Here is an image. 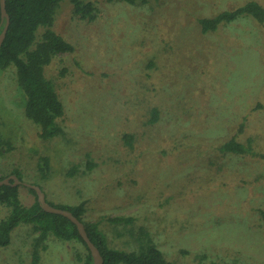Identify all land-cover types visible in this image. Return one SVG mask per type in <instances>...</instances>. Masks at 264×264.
I'll use <instances>...</instances> for the list:
<instances>
[{"label":"rangeland","instance_id":"374dc122","mask_svg":"<svg viewBox=\"0 0 264 264\" xmlns=\"http://www.w3.org/2000/svg\"><path fill=\"white\" fill-rule=\"evenodd\" d=\"M83 1L95 3L97 19H79L63 1L52 30L75 51L45 70L65 108L64 135L40 138L16 68L0 70V178L20 172L57 207L87 202L89 222L132 217L102 223L112 248L140 251L148 232L175 263L264 264V159L208 145L236 137L264 155V24L244 16L203 35L198 22L264 0ZM125 135L135 136L131 146ZM177 137L195 146L178 151ZM19 191L25 206L35 202L28 187ZM9 214L0 205V222ZM38 235L18 226L0 264H32ZM45 244L40 264H82L81 242L50 235Z\"/></svg>","mask_w":264,"mask_h":264},{"label":"trees","instance_id":"16d2710c","mask_svg":"<svg viewBox=\"0 0 264 264\" xmlns=\"http://www.w3.org/2000/svg\"><path fill=\"white\" fill-rule=\"evenodd\" d=\"M65 0H6V9L10 17V26L6 38L0 48V70H7L14 66L17 70L20 87L27 96L26 113L29 119L40 126V138L43 140H52L65 134L62 122L65 118V108L62 100L55 88L45 74L46 67L51 64L52 59L58 54L73 53L75 47L65 38L52 30L55 24V16L61 3ZM73 5V14L79 19L93 23L98 17V9L94 2H84L83 0H69ZM130 5L146 3L148 0H119ZM249 16L258 23L264 24V6L257 1H249L233 10H227L219 13L212 18L199 19L200 30L203 35L216 32L220 26L231 24L240 17ZM7 20L2 19L1 0H0V35L4 31ZM47 28L42 42L36 43L37 32L41 28ZM150 123L159 120L160 112L154 108L151 113ZM241 130L243 128L240 127ZM125 143L129 146L135 140L134 135H125ZM176 149L189 150V147L195 146L196 142L179 137L175 138ZM144 143L146 138L144 136ZM209 146L214 147L216 152L226 155L250 156L252 158L264 155L257 154L254 151L252 143L245 145L237 140L231 139L215 140L209 142ZM216 168V165H213ZM264 172V167L262 168ZM261 169V170H262ZM219 170V168H218ZM39 171L43 179L50 175V159L43 157L39 163ZM11 175H16L23 181L20 172L15 171ZM264 177V173L261 175ZM7 177H1L3 180ZM39 185V184H33ZM264 186V180L261 182ZM40 186V185H39ZM41 187V186H40ZM43 190V188L41 187ZM201 190V188H196ZM252 190V189H251ZM30 193L35 196V202L31 206H25L20 199L19 187L4 185L0 187V205H4L10 210L7 218L0 222V248L8 247L11 244L12 232L21 224H29L34 227L39 235L33 245L32 264H40V250H45L50 235H54L64 241L81 242L85 247L82 255L77 253V259L82 264H94L91 251L80 235L77 226L68 218L46 212L39 200L35 190L29 188ZM44 191V190H43ZM208 194V193H207ZM47 198V196H46ZM48 201V200H47ZM190 204L196 207L195 202ZM48 203H50L48 201ZM51 204V203H50ZM87 202H82L78 206L57 207L73 213L84 225L89 238L100 250L103 258V264H180L166 258L164 252L154 242L148 232H143L140 240L142 250L125 251L112 248L108 237L101 230L102 223L107 220L110 223H124L130 225L133 222L132 217H108L98 221H86L84 216L87 212ZM264 213V212H263ZM131 235L133 233L131 232ZM215 264V263H214Z\"/></svg>","mask_w":264,"mask_h":264},{"label":"water","instance_id":"95a60500","mask_svg":"<svg viewBox=\"0 0 264 264\" xmlns=\"http://www.w3.org/2000/svg\"><path fill=\"white\" fill-rule=\"evenodd\" d=\"M1 12H2V19L3 20L6 19L7 24H6L4 31L0 35V48H1L3 42L6 38L8 29L10 26V17L8 15L7 9H6V0H1ZM4 185L13 186V187H20L21 185H24L30 189L35 190L42 208L48 213L62 215L64 217L68 218L69 220H71L77 226L80 235L82 236L84 241L87 243V245L91 251V254L93 256L94 264H103V258H102V255L100 253V250L95 246V244L89 238L88 233H87L86 228H85V225L76 216H74L73 213H71L70 211L60 209V208H56V207L52 206L50 203H48L47 198H46V194L41 189V187L39 185H33L30 183H26V182L20 180L18 178V176H16V175H12L8 178L0 180V187H2Z\"/></svg>","mask_w":264,"mask_h":264}]
</instances>
